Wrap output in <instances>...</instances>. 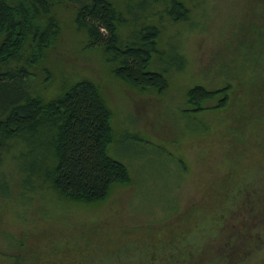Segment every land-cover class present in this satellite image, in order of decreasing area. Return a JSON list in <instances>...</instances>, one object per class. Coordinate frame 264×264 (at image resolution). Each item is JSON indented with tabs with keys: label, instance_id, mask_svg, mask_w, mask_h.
<instances>
[{
	"label": "rangeland",
	"instance_id": "obj_1",
	"mask_svg": "<svg viewBox=\"0 0 264 264\" xmlns=\"http://www.w3.org/2000/svg\"><path fill=\"white\" fill-rule=\"evenodd\" d=\"M185 2L187 20L161 18L164 51L154 53L152 63L169 66L161 91L115 75L98 46L84 45L72 19L74 4L57 6L61 29L28 65L27 87L47 98L63 82L93 79L112 110L115 138L108 151L127 165L130 180L112 184L103 200L72 201L49 184L45 124L7 139L0 146V262L153 264L154 258L161 264L168 254L175 264L171 252L177 251L181 264H264V238L253 235L264 229V207L255 216L251 208L236 207L242 204L238 192L264 190V0ZM225 82L231 86L223 105L210 106L213 97L206 108L189 109L187 87ZM14 91L11 85L0 89V106ZM240 168L246 173L235 184V210L212 224L208 216L227 186L224 174Z\"/></svg>",
	"mask_w": 264,
	"mask_h": 264
},
{
	"label": "trees",
	"instance_id": "obj_2",
	"mask_svg": "<svg viewBox=\"0 0 264 264\" xmlns=\"http://www.w3.org/2000/svg\"><path fill=\"white\" fill-rule=\"evenodd\" d=\"M64 1L74 4L72 19L84 34V45L98 46L115 75L140 88L155 87L159 91L167 86L169 68L152 66L154 53L164 51L158 41L161 18L187 20L190 7L185 0H136V8L132 0H0V89L15 87L10 102L0 106V146L7 139L20 138L26 130L45 124L52 155L46 171L49 184L69 200L90 203L105 199L112 184L130 180L127 165L108 151L115 131L112 110L101 88L93 79L79 77L66 84L61 82L58 91L45 98L29 89L25 80L28 65L41 57L61 29L57 6ZM169 45L176 56L183 58L177 45ZM230 86L229 82L216 87L194 83L185 90V101L189 109L199 110L207 107V98L216 97L210 106H221L229 96ZM241 169L224 174L228 182L219 189L222 199L211 211L213 218L208 216L212 224L214 218L221 216L218 219L222 221L235 210L230 202L236 196V182L246 173ZM237 198L242 204L236 207L251 208L248 210L252 216L264 207L263 189L238 192ZM244 219L242 215L238 217L240 229ZM218 228L222 232V222ZM260 231L258 228L257 235H253L264 238V229ZM192 252L196 250H191L189 257ZM171 254L175 264H181L184 257L178 260L174 257L179 255L177 251ZM168 257L165 254L161 264H169ZM214 261L204 264H215ZM72 263L70 259L65 262Z\"/></svg>",
	"mask_w": 264,
	"mask_h": 264
}]
</instances>
